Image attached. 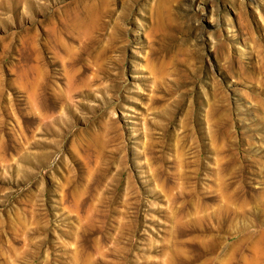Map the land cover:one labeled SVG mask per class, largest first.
I'll use <instances>...</instances> for the list:
<instances>
[{
  "label": "rangeland",
  "instance_id": "374dc122",
  "mask_svg": "<svg viewBox=\"0 0 264 264\" xmlns=\"http://www.w3.org/2000/svg\"><path fill=\"white\" fill-rule=\"evenodd\" d=\"M0 264H264V0H0Z\"/></svg>",
  "mask_w": 264,
  "mask_h": 264
}]
</instances>
